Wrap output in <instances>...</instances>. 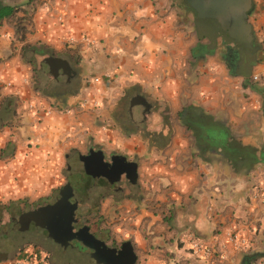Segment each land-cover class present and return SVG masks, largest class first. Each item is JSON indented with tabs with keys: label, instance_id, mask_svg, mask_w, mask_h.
I'll return each instance as SVG.
<instances>
[{
	"label": "crops",
	"instance_id": "1",
	"mask_svg": "<svg viewBox=\"0 0 264 264\" xmlns=\"http://www.w3.org/2000/svg\"><path fill=\"white\" fill-rule=\"evenodd\" d=\"M0 1L13 7L0 19V204L41 201L94 148L136 164L134 183L98 195L87 223L108 245L128 241L134 264H264L261 3L253 51L231 67L176 0ZM47 56L68 62L72 87L52 78ZM38 70L57 87L40 89ZM188 233L225 257L192 258Z\"/></svg>",
	"mask_w": 264,
	"mask_h": 264
},
{
	"label": "water",
	"instance_id": "2",
	"mask_svg": "<svg viewBox=\"0 0 264 264\" xmlns=\"http://www.w3.org/2000/svg\"><path fill=\"white\" fill-rule=\"evenodd\" d=\"M240 0H181L182 4L195 12V24L197 31L210 39L217 35L219 23L226 24L232 18V25L227 28L226 34L234 41L240 52L249 53L253 51L254 40L252 39L250 27L244 22L243 12L237 13ZM227 8L228 6V9ZM247 53V54H248ZM43 62L48 66V73L57 82L66 83L72 76V70L68 62L61 57L47 56ZM140 100H133L130 103H138ZM141 102V101H140ZM144 104L143 102H141ZM264 113V107L262 108ZM83 172L94 181L91 184L92 192L102 196L110 190L111 185L119 187L122 177L128 183H134L136 164L126 161L125 156L111 155L109 161L103 159L100 150H89L87 154L79 155ZM67 170L70 165L67 164ZM73 200H70V199ZM86 199L73 197L72 187L69 182H65L58 189V198L52 202L38 208L20 213L17 217H10L9 222L17 231H24L27 224L34 225L39 222L42 227L49 231V235H59V239L67 241L75 238L86 243L92 248L91 256L93 264H134L135 255L132 246L128 241L122 242L119 247L108 246L103 240L96 238L88 231L86 225H80L73 229V224L77 221L74 217L78 204L85 203ZM83 221L82 218H79ZM16 247L12 252L0 247V261L13 256L22 246V241L18 238ZM56 239V238H55ZM57 241H60L56 239ZM26 243V242H25ZM52 262V261H51ZM60 264L59 262H52ZM64 264V263H63Z\"/></svg>",
	"mask_w": 264,
	"mask_h": 264
},
{
	"label": "flooded vegetation",
	"instance_id": "3",
	"mask_svg": "<svg viewBox=\"0 0 264 264\" xmlns=\"http://www.w3.org/2000/svg\"><path fill=\"white\" fill-rule=\"evenodd\" d=\"M260 3L262 4V0H240L238 3V9L236 10V12L237 13H240V11L243 12L244 22L249 25L250 32H251L250 18L254 17L256 15L257 9H258ZM225 8H226V6H225ZM226 9H228V6ZM194 14H195V12H194ZM231 25H232V18H229V21L226 24L219 23L218 29H217V36L219 37V39L221 40V44L223 45L225 60L229 63V65L231 67H234V66H236V63L239 62V60L241 59V55H240L239 49L236 46V44L234 43V41L232 39H230L228 37V35L226 34L227 28L230 27ZM225 38H227L229 41L227 42ZM72 79H74V78H71L68 82H66L67 84H63V86L72 87L73 86ZM136 106H139V108L141 107V105H136ZM132 118L133 117L131 116V113L128 112L127 118H126L127 122L129 120H131ZM91 150L95 151L97 149L93 148ZM88 151H87V153H88ZM102 154H103V159L105 161L110 160V157H111L110 154L107 156L104 153H102ZM81 173L85 174L83 172V169H82V164L80 165L78 170L77 169H73V170L70 169L68 171L67 176L69 178L73 179V178H75V175L81 174ZM72 179H70V180L72 181ZM94 181H102V180L101 179L92 180V182H94ZM66 182H68V181L66 180ZM127 184H129V183L126 181V179H124L122 177L121 185L127 186ZM110 189L111 190H118L119 187H117L115 185H111ZM72 191H73V197H75L74 196L75 195L74 190H72ZM57 198H58V190L56 191L55 194L47 196L45 199L40 201L38 204H35L33 206H29L26 210H24L22 212L34 210V209L38 208L39 206H43V205H46L48 203H52ZM70 200H73V199L71 198ZM88 202H89V200H87L85 202V205H87ZM80 207H81V205L78 204L77 211L74 215V217L77 218V221L73 224V229L75 230L81 224L82 225L84 224L88 227V231L92 235H94L96 238H98L100 240H103V238L97 236L95 234L94 230L92 228H90V226L86 223L84 211H82L80 209ZM79 218H82L83 221H80ZM11 230L16 232V238H18L20 241L29 240L31 243L39 246L42 250H44L47 253L49 259L52 262L53 261L54 262L67 261L64 264H93L94 263L93 258L91 256V253L93 252L92 248H90L86 243H83L81 240L75 239V238H70L67 241H62L63 238L60 240L59 235L58 236H56V234L49 235V231L47 229H45L44 227H42V225L39 222H35L34 225L27 224L26 229L24 231H21V232L17 231L13 227L11 228ZM55 238L60 240V241H57ZM103 241H105V240H103ZM106 245H108V244H106ZM108 246H112V245L110 244Z\"/></svg>",
	"mask_w": 264,
	"mask_h": 264
},
{
	"label": "built area",
	"instance_id": "4",
	"mask_svg": "<svg viewBox=\"0 0 264 264\" xmlns=\"http://www.w3.org/2000/svg\"><path fill=\"white\" fill-rule=\"evenodd\" d=\"M262 6L264 9V0H262ZM70 40L72 38H69ZM81 40L85 43H92L93 40L88 37H81ZM252 79L256 80L257 76L253 75ZM97 80V78H94ZM10 86V83H6ZM63 113H69V108H63ZM50 112V109L46 111ZM260 201L264 203V191L261 192ZM226 241L229 242L234 248H239L246 243V240L242 238L236 232L229 233L226 237ZM186 248L190 256L195 259H208L217 258L223 259L225 257L224 252L216 248L214 243H206L203 239L196 237L190 233L187 234ZM0 264H53L49 259L47 253L42 250L36 244L31 242L23 243L22 246L15 251L12 257L0 261ZM160 264H176V260L167 258L160 262Z\"/></svg>",
	"mask_w": 264,
	"mask_h": 264
},
{
	"label": "rangeland",
	"instance_id": "5",
	"mask_svg": "<svg viewBox=\"0 0 264 264\" xmlns=\"http://www.w3.org/2000/svg\"><path fill=\"white\" fill-rule=\"evenodd\" d=\"M176 4H181V0H176ZM188 19V23L192 24L194 22L193 16L191 15V17H187ZM193 29V27H191ZM226 41L228 42L229 40L227 38H225ZM218 44L217 46H221L220 40L219 38L216 39ZM38 66V65H37ZM39 68V67H38ZM40 70V69H39ZM38 70V72H35V78L38 80L36 81V84L39 86L40 89L42 90H52L55 87H57L55 85V81L50 77L46 75L45 80L43 79V77L41 76V72ZM37 71V70H35ZM81 165V163L79 161H77L75 164L74 163H70V169H74V168H79ZM91 187V185H90ZM88 187L87 190L85 191V193L81 192V193H77L75 192V197L78 199H86L89 200L88 204L85 205V203L80 204L81 207L80 209L82 211H84V215H85V221L86 223H90L94 220V216L90 214L89 210H92L93 208H95L98 204H99V197L98 195H95L91 190L92 188ZM56 191H53L50 195L55 194ZM83 193V194H82ZM40 202V200L34 201V202H26L25 205L23 204H16V202H11L10 203V207H11V214H8L7 212H1V217H0V247H3L2 249L4 250H9V252H12L15 247H16V243H14L15 241H17V239H15V235L12 236V234H16L15 231L11 230V223L9 222L10 217H17L22 211L26 210L29 206H33L35 204H38ZM88 210V211H87ZM7 231V234H5V232ZM10 231V232H9ZM25 242H30L29 240H23L22 243Z\"/></svg>",
	"mask_w": 264,
	"mask_h": 264
},
{
	"label": "trees",
	"instance_id": "6",
	"mask_svg": "<svg viewBox=\"0 0 264 264\" xmlns=\"http://www.w3.org/2000/svg\"><path fill=\"white\" fill-rule=\"evenodd\" d=\"M13 12V7H10V6H7V5H4L1 3L0 1V19L2 17H7L9 16L11 13ZM199 37H201V35H198ZM30 62H32L31 60H29ZM211 137H214L216 138L217 140H219L220 142V145L222 146V148L228 150L229 152H235V148H226V146L223 145V142H222V137L223 135H225V133L223 132V130L217 128V127H213V131L209 133ZM218 142V143H219ZM247 157H250L249 154H246ZM67 178V181L70 183L71 187H72V190H74V194L75 192L77 193H85V191L87 190L88 187H90V184L86 182V180H82L81 178H77L75 176V178H69L68 176H66ZM72 179V181L70 180ZM82 193V194H83ZM45 199V198H42L41 201ZM20 201H17L16 204H19ZM2 211H5L7 212L8 214H11L10 211H11V207H10V203L5 205V204H0V217H1V212ZM10 232V231H9ZM5 234H7V231L5 232ZM15 235V238H16V234H12V236ZM67 261H60L59 263L60 264H63V263H66ZM71 263V262H70Z\"/></svg>",
	"mask_w": 264,
	"mask_h": 264
}]
</instances>
